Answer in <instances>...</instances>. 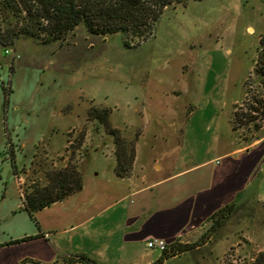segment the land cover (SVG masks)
Masks as SVG:
<instances>
[{
	"label": "rangeland",
	"instance_id": "rangeland-1",
	"mask_svg": "<svg viewBox=\"0 0 264 264\" xmlns=\"http://www.w3.org/2000/svg\"><path fill=\"white\" fill-rule=\"evenodd\" d=\"M260 35L264 0H189L167 7L152 36L131 47L121 34H89L82 24L63 41L20 37L8 52L0 47V240L38 228V212L19 210L22 192L45 187L56 172L73 166L87 188L110 186L112 130L127 150L137 135L138 177L196 174L195 165L227 149L233 105L240 111L259 98L252 70ZM257 132L248 124L235 133L251 141ZM18 206L20 224L7 216ZM212 224L195 241L199 249L162 264H255L264 205H238Z\"/></svg>",
	"mask_w": 264,
	"mask_h": 264
},
{
	"label": "crops",
	"instance_id": "crops-1",
	"mask_svg": "<svg viewBox=\"0 0 264 264\" xmlns=\"http://www.w3.org/2000/svg\"><path fill=\"white\" fill-rule=\"evenodd\" d=\"M231 132L227 149L195 165L201 166L196 174L177 182L186 170L151 180L138 177L136 155L133 174L116 177L113 167L104 190L87 188L82 175L79 192L38 211L37 229L21 227L18 235L11 231L0 240V264H81L67 261L79 255L97 264H152L161 255L147 247L149 240H163L167 249L194 243L224 206L252 201L264 205V119L251 141ZM18 209L7 216L15 220Z\"/></svg>",
	"mask_w": 264,
	"mask_h": 264
},
{
	"label": "trees",
	"instance_id": "trees-1",
	"mask_svg": "<svg viewBox=\"0 0 264 264\" xmlns=\"http://www.w3.org/2000/svg\"><path fill=\"white\" fill-rule=\"evenodd\" d=\"M189 0H0V47L14 48L20 37L30 38L40 44L63 41L69 32L82 24L89 34L110 36L121 34L123 45L131 47L152 36L155 23L167 7L185 5ZM252 73L259 84V98L251 96L243 102L244 108L238 111L237 104L232 107L229 123L236 132L243 125L251 124L253 132L261 128L264 119V35L258 38L257 56ZM251 75V74H249ZM101 121L107 124V110ZM116 138L115 166L116 177L124 178L132 168L135 159V145L127 150L124 141L119 139L116 131H111ZM13 163V162H12ZM82 177L73 166L56 172L45 187L31 188L22 192L20 210L31 217L35 212L79 192ZM234 209L229 204L211 216L212 226L216 227ZM36 221V220H35ZM38 226V223L36 222ZM39 227V226H38ZM35 236H26L12 240L10 243L29 241ZM200 245L175 243L170 246L152 264H162L165 258L191 251ZM68 262L97 264L79 255L69 258ZM255 264H264V251L259 253Z\"/></svg>",
	"mask_w": 264,
	"mask_h": 264
},
{
	"label": "built area",
	"instance_id": "built-area-1",
	"mask_svg": "<svg viewBox=\"0 0 264 264\" xmlns=\"http://www.w3.org/2000/svg\"><path fill=\"white\" fill-rule=\"evenodd\" d=\"M5 52H8V50L5 51ZM147 247L149 249H157V250H159L161 252H164V251L167 250L166 243L163 240H160V239H152V240H149L147 242Z\"/></svg>",
	"mask_w": 264,
	"mask_h": 264
}]
</instances>
